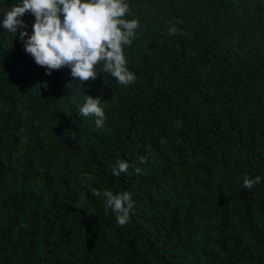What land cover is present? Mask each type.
Segmentation results:
<instances>
[{"label":"trees","instance_id":"16d2710c","mask_svg":"<svg viewBox=\"0 0 264 264\" xmlns=\"http://www.w3.org/2000/svg\"><path fill=\"white\" fill-rule=\"evenodd\" d=\"M128 3V87L45 75L0 14V264H264V0ZM90 187L131 193L124 227Z\"/></svg>","mask_w":264,"mask_h":264},{"label":"clouds","instance_id":"9594fccd","mask_svg":"<svg viewBox=\"0 0 264 264\" xmlns=\"http://www.w3.org/2000/svg\"><path fill=\"white\" fill-rule=\"evenodd\" d=\"M2 27L5 32L15 37L19 33V41L23 49L38 67L45 69V75L51 76L54 71L69 68L71 77L81 84L97 79L106 73L116 80L117 84L128 87L136 82V74L127 67L125 49L129 48L140 28L132 15L128 0H19V3L0 5ZM32 15V34L26 31L28 25L23 17ZM177 21L167 22L168 36L184 35L177 27ZM85 102L79 111L82 116L95 117L97 127L105 123V110L101 99L85 95ZM177 128L183 124L177 120ZM66 135L75 138L76 132L66 130ZM161 144L166 140H161ZM140 163H147V158L140 157ZM130 165L117 160L112 168V175L120 177L127 173ZM136 174L143 169L136 167ZM262 177L255 179L243 177V187L252 189L260 183ZM91 196L104 198L105 211L111 209L115 214L118 227H124L130 219L133 209L131 193H113L100 191L90 187Z\"/></svg>","mask_w":264,"mask_h":264}]
</instances>
